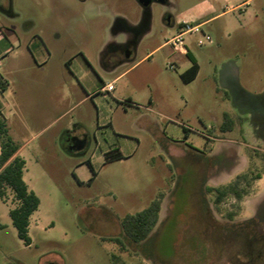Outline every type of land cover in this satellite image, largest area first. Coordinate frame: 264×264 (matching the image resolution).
<instances>
[{"label": "rangeland", "instance_id": "rangeland-1", "mask_svg": "<svg viewBox=\"0 0 264 264\" xmlns=\"http://www.w3.org/2000/svg\"><path fill=\"white\" fill-rule=\"evenodd\" d=\"M0 2L11 10L10 16L0 10V23L18 39L11 35L17 44L0 57L4 83L6 65L27 56L25 43L38 35L52 61L69 60L76 75L82 59L105 82L122 73L114 94L98 99L103 108L126 97L137 104H117L99 126L92 104L75 94L72 107L57 108L43 129L22 128L14 109L6 113L7 136L25 160L22 179L39 204L28 218L27 245L9 216L18 205L12 191L0 198V264H264V0H166L147 7L137 0ZM29 22L33 28L24 32ZM185 25L197 27L183 36L186 55L161 45ZM205 36L210 41L197 45ZM108 42L122 46L109 55L107 71L99 57ZM193 63L198 72L184 82L181 74ZM224 113L228 131L219 128ZM81 125L88 147L69 156L64 127ZM96 138L123 144L131 155L105 165L95 160L96 176L80 185L74 166L97 149ZM248 167L260 174L248 194L227 195L215 206L206 188ZM77 174L91 176L85 165ZM159 193L157 224L147 238L132 241L120 219Z\"/></svg>", "mask_w": 264, "mask_h": 264}, {"label": "crops", "instance_id": "crops-1", "mask_svg": "<svg viewBox=\"0 0 264 264\" xmlns=\"http://www.w3.org/2000/svg\"><path fill=\"white\" fill-rule=\"evenodd\" d=\"M0 10L8 16L11 14L10 8L1 2ZM32 28L33 24L29 22L23 31L25 32ZM11 35H14L17 39V31L15 29L0 23V57L11 53L15 44H17L16 41H11L13 40ZM166 43L167 40L161 45ZM20 45L18 41V46ZM121 46L122 45L117 42H108L103 45L100 49L99 57V63L102 68L106 66L107 71L111 69L113 60L109 55L112 54L111 52L114 50L118 52ZM23 48L27 56L15 58L14 61L6 65L5 72L7 73V78H5V80L7 85L4 86L3 90L0 89V111L5 121H8V124L9 117L6 113L14 109L20 127L27 128L32 124L43 129L54 122V114L57 108H64L66 106V111H68L72 107V94L79 96L78 102L84 103L89 101L92 104L96 112V119H98L96 121L97 126H99V119L103 113H111L117 108V104L121 103L128 106L137 105L129 97L121 101L117 100L116 105L113 102L111 104L108 103V107L106 108H103L98 103V99H102L105 95L114 94L116 90L115 84L121 78L122 73L105 82L102 76L97 72L84 68V65L87 66L88 64H83L86 62H83L85 60L82 59L77 60L76 64L79 69L82 70V73L76 75L73 73L69 60L58 61V63L52 61L50 58L51 52L47 48V44L38 35H33V37L25 43ZM130 54L131 52L127 51L124 56L128 57ZM105 62L107 63L106 65ZM15 67L18 68V74H16V78L13 79V76L10 77V74L13 73L12 69ZM108 84L113 85V89L109 92L106 90ZM10 85L15 86L12 93L6 92ZM148 102L151 104V99H149ZM28 115L31 116L29 117L31 118L30 121H28ZM110 128L113 134H117L112 126H110ZM63 132L65 136V148L69 156L85 153L84 151H86L89 141L84 134L86 132L84 126L81 125L78 129L74 130H70V128L66 126ZM95 144L97 149H94L89 156L85 157L80 163L74 166L73 174L78 180L77 183L80 185L84 183L89 184L93 181L96 176L94 167L95 160H100L102 164L105 165L121 159H127L131 155L129 149L124 148L123 144L118 143L119 145L117 146L114 143H109L105 138H102V140L96 138ZM19 151L20 147H18L15 152V155L18 157H20ZM108 152L117 153L120 157L112 161H106L105 155ZM34 155L35 159L38 161L39 158L37 153L34 152ZM87 161H90L94 173L88 167ZM84 165L91 173V176L86 180L80 179L77 174V170L81 169Z\"/></svg>", "mask_w": 264, "mask_h": 264}, {"label": "trees", "instance_id": "trees-1", "mask_svg": "<svg viewBox=\"0 0 264 264\" xmlns=\"http://www.w3.org/2000/svg\"><path fill=\"white\" fill-rule=\"evenodd\" d=\"M197 72L198 65L193 63L181 74V77L184 82H189L196 76ZM5 85L7 83H4L0 77V89L3 90ZM229 122H231V118L224 113L220 130H231ZM17 149L18 146H15L7 136V124L0 111V198H4L6 189L12 191L18 205L9 210V216L17 236L28 245V218L37 209L39 199L33 191L28 189L22 179L25 162L21 157L15 155ZM119 157L120 155L114 152H108L105 155L106 161H112ZM87 165L94 173L90 161H87ZM73 176L78 181L74 174ZM259 177V173H255L248 167L246 171L237 173L230 182L221 186H208L206 190L213 195L215 206L227 195H232L235 199L241 200L244 195L248 194V187L251 186L252 181ZM163 197L164 194L159 193L144 209L133 214H126L120 219L121 229L129 239L139 242L147 238L157 224Z\"/></svg>", "mask_w": 264, "mask_h": 264}, {"label": "built area", "instance_id": "built-area-1", "mask_svg": "<svg viewBox=\"0 0 264 264\" xmlns=\"http://www.w3.org/2000/svg\"><path fill=\"white\" fill-rule=\"evenodd\" d=\"M197 27H189L187 25H185L184 28H181L178 33H176L175 35H173L170 39L167 40V43L171 45L172 49L176 52H178L179 54L182 55H186L187 54V49L183 46V36L186 33H190L193 31H196ZM205 41H210L209 36H205L204 40H198L197 41V45H201L203 44ZM113 89V85L112 84H108L106 86V90L109 92Z\"/></svg>", "mask_w": 264, "mask_h": 264}, {"label": "water", "instance_id": "water-1", "mask_svg": "<svg viewBox=\"0 0 264 264\" xmlns=\"http://www.w3.org/2000/svg\"><path fill=\"white\" fill-rule=\"evenodd\" d=\"M138 3L143 6V7H147L152 1H156L159 3H164L166 0H137ZM167 20H169V18L167 17Z\"/></svg>", "mask_w": 264, "mask_h": 264}, {"label": "flooded vegetation", "instance_id": "flooded-vegetation-1", "mask_svg": "<svg viewBox=\"0 0 264 264\" xmlns=\"http://www.w3.org/2000/svg\"><path fill=\"white\" fill-rule=\"evenodd\" d=\"M128 50H125L124 52H125V54H126V52H127Z\"/></svg>", "mask_w": 264, "mask_h": 264}]
</instances>
